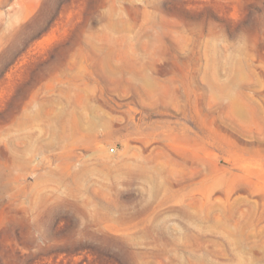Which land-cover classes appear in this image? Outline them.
I'll list each match as a JSON object with an SVG mask.
<instances>
[{"label": "rangeland", "instance_id": "1", "mask_svg": "<svg viewBox=\"0 0 264 264\" xmlns=\"http://www.w3.org/2000/svg\"><path fill=\"white\" fill-rule=\"evenodd\" d=\"M0 264H264V0H0Z\"/></svg>", "mask_w": 264, "mask_h": 264}]
</instances>
